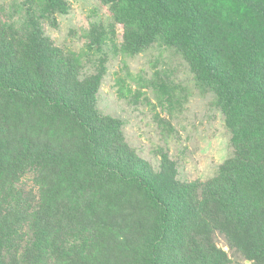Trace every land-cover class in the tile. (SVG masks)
Returning <instances> with one entry per match:
<instances>
[{"label": "trees", "instance_id": "16d2710c", "mask_svg": "<svg viewBox=\"0 0 264 264\" xmlns=\"http://www.w3.org/2000/svg\"><path fill=\"white\" fill-rule=\"evenodd\" d=\"M99 1L75 51L45 33L68 0H0V264H264V0ZM119 47L176 52L212 96L230 149L211 177L162 150L154 168L99 111ZM161 75L144 87L180 105Z\"/></svg>", "mask_w": 264, "mask_h": 264}, {"label": "rangeland", "instance_id": "374dc122", "mask_svg": "<svg viewBox=\"0 0 264 264\" xmlns=\"http://www.w3.org/2000/svg\"><path fill=\"white\" fill-rule=\"evenodd\" d=\"M67 3L68 12L56 17V27L46 23L45 33L54 44L61 43L77 51L85 47L91 26L107 22L110 13L99 0H68ZM120 51L119 47L116 53H109L108 71L97 98L99 111L124 122L128 143L154 168L160 165L162 150L179 163L182 179L211 177L230 149L223 117L212 96L195 88L190 71L172 50L156 47L136 56ZM157 74L181 89L180 105L160 102L154 88L144 87ZM121 81L127 85L125 95L120 92ZM141 85L143 95L136 99ZM166 124L172 129H166ZM225 250L229 249L225 247Z\"/></svg>", "mask_w": 264, "mask_h": 264}]
</instances>
